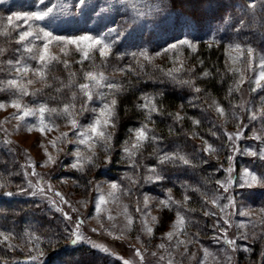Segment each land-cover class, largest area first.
<instances>
[{
  "label": "rangeland",
  "instance_id": "374dc122",
  "mask_svg": "<svg viewBox=\"0 0 264 264\" xmlns=\"http://www.w3.org/2000/svg\"><path fill=\"white\" fill-rule=\"evenodd\" d=\"M253 3L256 6L250 9L249 5ZM53 4L64 5V8L58 7L52 17L37 23L54 35L78 36L106 32L108 28L118 29L119 34L113 33L110 37L115 41L112 55L106 61L96 55L94 64L88 61L87 66H91L92 71H102L109 82L119 85H122L121 79L128 67L136 69L140 65L158 66L159 62L164 61L172 66L167 67V70L179 68L181 64L185 68V52L190 48L185 46L178 52H163L169 44L178 40H191L196 44V50L201 39L210 44H220L226 40L227 66L245 69V81L238 91L235 90L240 76L230 72L234 76L232 90L236 99L227 104L223 115L216 111L217 102L211 100L216 119L227 130V139L220 140L218 134L211 142L203 136L196 139L202 148L205 147V141L213 145L216 151L206 153L223 161L225 176L218 180L217 192L210 198L209 206L196 210L189 205V199L185 200L184 196L177 194L165 178L155 179L150 169L155 168L161 176L162 174L156 165L141 159L143 149L131 157L123 151L126 140L122 143L115 142L116 128L111 130L113 138L110 148L106 149L104 142L99 140L91 141V147L80 144L82 137L79 133L97 115L91 109L98 110L102 107L104 101L99 94H107L108 90H94L92 100L87 102L75 85L57 92L56 88L62 86L61 81L68 83L69 72L75 73L76 84L85 82L82 75H78L77 66L82 73L89 69L84 65L85 62L83 65L77 63L81 57L74 46L69 45V54L64 55L61 51L63 45L53 44L51 51L61 61H69L70 67L65 69L63 64L51 66L47 80L28 85L29 92L41 91L35 96L22 97L21 103L30 108L46 103L49 108L61 109L65 104L73 102L74 111L79 113L76 118L81 127L73 128L67 118L51 114L50 119L59 125L58 128L46 134L38 130L28 131L33 125L39 127L38 117H28L23 121L16 118L17 109L11 107L10 101L16 99L18 93L14 95L15 89L0 91V101L8 105L0 109V141L9 151L7 154L12 156L14 163H19L21 167L14 174L17 178L12 174L0 173V191L10 188L13 189L10 193L16 196L34 199L32 204L36 208L51 212L50 215L57 219L59 225L71 229L68 234L72 235L73 240L79 224V233L86 238L79 243L103 250L96 247L102 245L108 249L105 253L124 264H168L169 259L172 264H264V206L260 203L264 193L259 194L260 190H264V184L257 183L249 187L250 181L244 175V170L247 169L257 177L264 178V159L247 154L252 151L264 152V115H261V110L264 109V88L252 90L255 87L252 81L258 72L255 63L251 69L247 68L243 59L233 65L227 52L229 45L240 44L242 47H252L258 56L264 54L249 43H243L236 36L229 35L232 31L230 27L235 25L227 15L223 19L210 20L205 27H199L191 16L173 7L168 0H88L85 6L80 5L78 0H44V4H40L38 0H0V9L3 10L0 12V30L7 26L8 16L40 11ZM263 4L262 0H248L244 8L249 13H254ZM22 30L25 29L12 30L9 26L8 43H0V48L5 49L4 54L0 55V82L16 77L7 61H15L22 55V52L16 51L21 47L16 42L17 33ZM36 43L39 45L41 42ZM141 51H146L153 57L150 63L138 55ZM133 53L137 55L133 56ZM157 53L162 54L156 55ZM25 59L33 68L39 67L37 61L27 59L26 56ZM26 79L36 80V77L29 73L25 82ZM73 92L77 94L75 101H71ZM82 104L88 110L80 112ZM253 113L258 117L255 120L250 118ZM45 118L49 119L48 114ZM149 128H152L150 124ZM237 132H242V136L232 140L228 138V134ZM61 133H67L66 140L54 147L49 142ZM256 136L260 139H256ZM234 147L236 151L233 150ZM48 153L55 159V163L45 165ZM77 153L81 168L72 167L77 163ZM229 157L232 159L229 160ZM113 161L117 165L118 178L110 179L108 175H100L99 172ZM229 167L231 172L228 171ZM229 177L234 182L225 190L222 185L227 183ZM113 183L118 184L119 188L113 195H109L113 191ZM169 195L179 203V211L186 219L185 229L172 240H168L165 234L173 230L177 205H173L170 210L163 208L160 203L168 199ZM100 196H104L108 203L97 213L95 205ZM213 200L217 203L213 204ZM152 217L157 219L154 221ZM161 219L164 220L163 223ZM145 221L152 228L151 233L145 230ZM0 233L9 237L4 241L0 236V245L8 253H29L35 257L46 252V246L40 242L42 237H35L36 233L18 238L1 225ZM177 240L185 243L177 247ZM226 240L235 241V246H229ZM162 243L165 245L163 249L159 247ZM141 255L143 260L140 259ZM160 257L164 259L161 260Z\"/></svg>",
  "mask_w": 264,
  "mask_h": 264
},
{
  "label": "trees",
  "instance_id": "16d2710c",
  "mask_svg": "<svg viewBox=\"0 0 264 264\" xmlns=\"http://www.w3.org/2000/svg\"><path fill=\"white\" fill-rule=\"evenodd\" d=\"M168 1L173 7L191 16L199 27H205L210 20L223 19L227 15L235 25L230 27L232 31L229 35L249 43L264 54V4L254 13H249L244 8L248 0ZM7 37L0 36L1 45L8 43ZM226 43L223 40L220 44H210L201 39L195 52L186 50L184 71L174 73L175 78L167 75V67L172 66L164 61L159 62L158 66L145 65L136 69L128 67L121 79L124 91L117 95L118 124L114 136L117 143L127 140L132 127L147 122L145 113L138 107L143 103L141 97L148 95L156 98L160 112L152 114L154 123L149 124L160 139L144 146L141 159L156 165L177 194L189 197V205L196 210L209 206L210 198L217 192L218 180L225 176L223 161L203 151L196 139L203 136L211 142L216 134L220 140L227 139V130L216 119L214 104L211 103L216 101L218 105L227 108V104L236 99L232 90L234 76L228 71L226 63ZM84 65L91 69V66H87L88 61ZM78 67V75H82ZM205 72L210 75L204 76ZM181 81H192V84ZM195 88L201 91L196 92ZM175 113H180L184 119L177 121L174 115H169ZM193 119L200 123L194 125ZM8 152L0 141V173L14 175L21 167L19 163H14ZM165 152H179L191 164L176 162L160 165L158 156ZM116 169L117 165L113 161L99 173L116 179ZM14 176L17 178V175ZM11 190L7 188L0 191V225L18 238L36 233L35 237H42L40 242L46 246V252L38 256L39 259L33 260L34 256L29 253L15 255L6 252L0 245V264H124L90 244L74 242L72 235L68 234L71 229L59 225L57 219L50 215L51 212L36 208L31 197L16 196L13 193L9 195ZM260 191L259 194L264 193V190ZM260 203L264 206V198ZM161 222L164 220L161 219Z\"/></svg>",
  "mask_w": 264,
  "mask_h": 264
},
{
  "label": "snow or ice",
  "instance_id": "6c2138e0",
  "mask_svg": "<svg viewBox=\"0 0 264 264\" xmlns=\"http://www.w3.org/2000/svg\"><path fill=\"white\" fill-rule=\"evenodd\" d=\"M40 4H44V0H38ZM79 4L85 6L88 4V0H78ZM264 2V0H262ZM255 3L249 5L250 9L255 8ZM64 8V5H56L53 4L51 7H45L43 10L40 11H33V12H25V13H15L12 16L7 17V26H5L2 30H0V35L8 36L9 33V26L12 30H17L24 28L25 30L19 31L17 33L18 39L17 44L21 45L20 48H17L16 51L18 53L22 52V55L19 56L15 61L9 60L7 64L11 70H13L16 74V77L13 79H9L4 82H0V91L8 90V89H15V94L18 93L17 98L10 101L11 107L17 109L16 118L23 121L28 117H38V124L39 127L37 128L35 125L28 128V131L38 130L42 134H46L47 132L52 131L54 128H58L59 125L55 124L54 120L50 119L51 114H57L59 116H63L68 119L69 123L72 125L73 128H80L81 125L79 124L78 119L76 118L79 113H76L75 110V103L70 102L65 104L63 108H49L46 103L40 104L37 108H30L27 105L21 103V99L24 96L37 95V91L29 92L28 85H31L35 82L45 81L48 79V73L51 69V66L54 64H63L64 68L67 69L70 67V63L67 60L61 61L60 57L54 54L51 51V46L53 44H62V53L64 55H68V46L72 45L75 48V51L80 54L81 59L77 61V63L83 65L85 61H89L94 64V58L96 55L104 58L106 61L107 58L112 55V49L114 47V39H110L113 36V33H118L117 28H108L106 32L98 33V34H82L78 36H62V35H54L52 31L46 30L45 27H41L37 22L45 21L46 19L52 17L54 15V11L57 8ZM22 21V23H17ZM241 25L243 22L241 21ZM37 41L41 42L39 45L36 43ZM190 48L193 52L196 51V44H194L191 40L188 39H181L178 40L176 43L169 44L167 48L163 50L164 53L168 52H178L183 47ZM211 46V45H210ZM5 49L0 48V55H3ZM236 53V55H233ZM162 53H157L156 55H161ZM136 56V53L132 54ZM140 57H143L144 60H147L149 63L153 59L150 57L146 51H141L138 54ZM227 55L229 60L232 62L233 65H236L241 59H243L247 65L248 69L252 68V65L255 63L258 69L257 76L252 83L255 84V87L252 89L256 91L257 89L264 88V55H257L255 49L250 46L242 47L240 44L229 45ZM35 60L38 62L39 67L33 68L27 60L25 59ZM202 63V61H201ZM227 63V62H226ZM143 67V65H140ZM184 71L183 64L179 68H173L167 72L169 77H174V73ZM228 71L233 72L234 74H239L240 80L237 82L236 89L239 90V86L244 83L245 81V69L240 67H229ZM32 73L36 80L33 79H26L28 74ZM204 76L210 75L208 72L203 73ZM69 79L68 83L64 84L61 81V87L56 88L57 92L63 91L64 88H71L75 85L78 88L80 95L85 98V102L92 100L94 95V90H98L101 88H106L108 90L107 94L100 93V98L104 101L102 103V107L97 109H91L92 112L97 113L94 117L92 122L87 126L86 129L82 130L79 135L82 137L79 140L80 144H86L91 147L90 142L93 140H99L104 142L106 149L111 147L110 141L113 138L112 129H115L118 124V113H117V105L118 100L116 99L117 94H120L124 91L121 85L118 83L109 82V78L105 76L102 71H85L82 73V78L85 81L84 83H75V73L69 72L68 74ZM58 79V78H56ZM184 84H192V81H181ZM46 87H52V85H45ZM196 92H200L201 89L195 88ZM231 91V90H230ZM110 96L111 98L108 99L107 97ZM77 98V94L75 92L71 95V101H75ZM143 103L139 104L138 107L145 113V120L147 122H142L141 125L137 128L129 130V139L125 141V145L123 147V151L128 154L130 157L135 156L137 152L141 151L145 144L155 143L157 142L160 137L155 135V130L153 128H149V123H154L152 121V114L159 113L160 109L157 107L155 102V97L145 95L141 97ZM8 105L4 102L0 101V109L6 108ZM216 111L223 115L224 108L219 105H215ZM88 110L85 108L84 104L81 105L80 112ZM46 114H48L49 119L46 120ZM174 115L175 120L180 121L183 120L184 117L180 115V113L169 114ZM261 115H264V109L261 110ZM251 119H257L256 113H253L250 117ZM193 124L198 125L200 123L199 120L193 119ZM171 131V129H170ZM215 135V133H213ZM242 136V132H237L235 134H228V138L232 140L234 137L238 139ZM67 133H61L59 137L50 141L54 147L66 140ZM256 139H260L259 136L255 137ZM205 152L213 153L216 149L213 147L212 144L207 143L205 141V147L202 149ZM236 151L237 149L234 147L233 149ZM45 152L47 149L45 148ZM252 156H259L260 159H264V152L257 153L252 151L250 153ZM232 157H229L231 160ZM158 162L160 165L165 164H175L176 162H180L184 165H190L191 161L186 158V156L180 154L179 152L173 153H163L162 155L158 156ZM48 163H55V159L52 157L50 153H48V158L45 161V165ZM73 168H81L82 165L80 164L79 153H77V163L72 165ZM150 171L154 174L155 179H163L155 168L150 169ZM229 172L232 171L231 167L228 169ZM34 175L36 173H33ZM245 177L250 181L248 184L251 187L254 184L261 183L264 184V178L257 177L254 173L250 172L249 170H244ZM151 180L152 177H149ZM234 181L231 177L228 178L227 183L222 185L225 190H227L228 186H230ZM219 183V182H218ZM119 188V185L113 183L111 185L112 192L109 195H113L114 192ZM43 191V189H41ZM11 195L12 193H8ZM59 195V194H58ZM189 199V197L185 196V200ZM108 201L105 199L104 196H100L98 201L95 205V210L97 213H100L103 210V206L106 205ZM163 208H168L172 210L173 205H177L176 209V220L173 222V230L167 232L165 234L168 240H172L174 237H178L180 232L185 229L186 219L185 216L179 211V203L174 201L172 197L169 195L168 199L163 200L160 202ZM213 204H216L217 201L213 200ZM145 206H147V198H145ZM227 207V206H225ZM223 211V208L221 209ZM137 211H140L137 208ZM206 215H215V213H205ZM112 217H109L111 219ZM155 221L157 218L152 217ZM82 223V222H81ZM131 223V219L129 220ZM146 223V231L151 233L152 228L147 226ZM227 223V221H226ZM0 236L3 237L4 241H7L9 237L0 233ZM82 239H86L79 233V224L77 225V232L75 233V240L74 242H79ZM184 241L177 240V247L184 244ZM226 243L229 246H235V241L226 240ZM11 246V245H10ZM96 247H100L103 251L107 252L108 249L104 248L102 245H96ZM161 249L165 248V245L162 243L159 245ZM205 255H208L207 249L204 250ZM137 254L139 255V250H137ZM155 255V254H154ZM33 260L39 259L38 256L32 257ZM140 259L143 260V256H140ZM161 260L164 257H160ZM128 264V262H125ZM168 264H172V260H168Z\"/></svg>",
  "mask_w": 264,
  "mask_h": 264
}]
</instances>
